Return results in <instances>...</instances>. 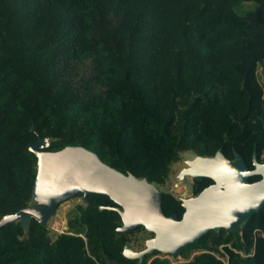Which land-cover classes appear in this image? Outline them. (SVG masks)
Here are the masks:
<instances>
[{"label": "trees", "instance_id": "trees-1", "mask_svg": "<svg viewBox=\"0 0 264 264\" xmlns=\"http://www.w3.org/2000/svg\"><path fill=\"white\" fill-rule=\"evenodd\" d=\"M263 61L264 0H0V221L33 202L39 137L157 187L182 153H238L252 170L254 148L264 162ZM212 183L195 179L194 193ZM100 206L117 205L88 194L55 238L36 220L28 234L18 221L1 226L0 264H135L121 254L131 233ZM162 209L184 213L169 192ZM156 254L143 264H173L149 261ZM182 256L264 264V207L241 234L211 231Z\"/></svg>", "mask_w": 264, "mask_h": 264}, {"label": "water", "instance_id": "water-1", "mask_svg": "<svg viewBox=\"0 0 264 264\" xmlns=\"http://www.w3.org/2000/svg\"><path fill=\"white\" fill-rule=\"evenodd\" d=\"M49 146L48 137H39L29 145L37 157L33 202L4 216L0 227L18 221L28 234L32 220L47 227L65 201L81 195L86 202L90 193L106 195L117 206L99 209L120 215L122 225L116 232L133 233L142 226L153 234L141 251H135L130 242L124 244L122 256L143 264L145 257L154 252L166 253L177 260L183 249L211 231L218 233L224 229L227 233L241 234L243 225L264 207V162L258 160L256 148L252 170L238 153L234 159H228L221 149L213 157L196 156L187 160V166L177 175L178 181L188 189L181 198L184 213L179 219L175 214L169 217L164 214L163 192L146 178L119 172L97 152L84 146H67L55 152L46 150ZM252 176L261 179L251 183ZM197 178H209L213 183L195 196L192 181Z\"/></svg>", "mask_w": 264, "mask_h": 264}, {"label": "rangeland", "instance_id": "rangeland-1", "mask_svg": "<svg viewBox=\"0 0 264 264\" xmlns=\"http://www.w3.org/2000/svg\"><path fill=\"white\" fill-rule=\"evenodd\" d=\"M245 5H250V8H255L256 4L253 2L250 3H245ZM240 11V8L238 9ZM258 77L262 85L264 86V61L260 64L258 68ZM195 156L192 153H182L181 154V160L178 163H175L172 166V171L170 174L169 179L167 180L166 184L164 186L158 187L162 192H169L172 193L176 198L180 199L182 198V195L187 192V187L184 184H181L178 179L177 175L179 172L186 167V161L187 160H192L194 159ZM179 183V185H177ZM82 204V198L79 197H74L71 198L64 203L60 204L55 216L50 220L48 223V230H49V235L51 237H54L58 235L55 233L51 228L54 223L59 222V226L64 227L65 232H67L68 229V221L70 216H72L75 208L77 205ZM129 238L131 240L130 243H132L136 249V251H139L143 249L144 242L150 238V233L146 230L142 231H134L129 235ZM198 252H190L189 260L195 256ZM169 258V260L173 261L176 264H183L188 262L189 260H186L185 256L181 255V258L178 261L173 260L170 255L167 254H156L155 256L153 255L151 258H149V261L156 258V257H165Z\"/></svg>", "mask_w": 264, "mask_h": 264}, {"label": "built area", "instance_id": "built-area-1", "mask_svg": "<svg viewBox=\"0 0 264 264\" xmlns=\"http://www.w3.org/2000/svg\"><path fill=\"white\" fill-rule=\"evenodd\" d=\"M55 233H57L58 235H61V234H68V231L67 232H65V230H64V227H62L61 228V226H59V222L57 223H54L53 225H52V228H51ZM162 254V253H161ZM156 258H161L162 259V257H156ZM163 258H167V256H165V257H163ZM167 259H169V258H167ZM171 261V260H170ZM176 261H178V260H176ZM173 264H176V263H174L173 261H171ZM178 263H180V261H178Z\"/></svg>", "mask_w": 264, "mask_h": 264}, {"label": "flooded vegetation", "instance_id": "flooded-vegetation-1", "mask_svg": "<svg viewBox=\"0 0 264 264\" xmlns=\"http://www.w3.org/2000/svg\"><path fill=\"white\" fill-rule=\"evenodd\" d=\"M186 166H187V165H186ZM192 182H193V186H194V184H195V180H193ZM180 183H181V182H180ZM181 184H182V183H181ZM204 189H205V188H204ZM204 189H203V190H204ZM187 190H188V189H187ZM194 195L196 196V195H198V194H195V193H194ZM194 195H193V196H194ZM77 197H78V196H77ZM79 198H82V203H83V201H84V200H83V197H79ZM84 202H85V201H84ZM151 237H153V234H152V233H150V238H151ZM147 240H148V239H147ZM147 240H146V241H147ZM146 241L144 242V246H145V244H146ZM131 244H132V243H131ZM132 245H133V244H132ZM133 246H134V245H133ZM134 248H135V247H134ZM144 248H145V247H144ZM144 248H143V249H144ZM143 249H141V250H143ZM141 250H139V251H141ZM135 251H136V249H135ZM137 252H138V251H137ZM121 254H122V253H121ZM151 255H152V254H151ZM151 255H147V256L145 257V259H146L147 257L151 256ZM154 256H155V255H154ZM122 257H123V256H122ZM123 258H124V257H123ZM125 259H126V258H125ZM145 259H144V261H145ZM127 260H129V259H127ZM130 261H133L135 264L138 263V260H130ZM144 261H143V263H144Z\"/></svg>", "mask_w": 264, "mask_h": 264}, {"label": "bare ground", "instance_id": "bare-ground-1", "mask_svg": "<svg viewBox=\"0 0 264 264\" xmlns=\"http://www.w3.org/2000/svg\"><path fill=\"white\" fill-rule=\"evenodd\" d=\"M163 254H166V253H163ZM168 255V254H167ZM172 258V257H171ZM173 259V258H172ZM180 259V258H179ZM179 259H177V260H179ZM174 260V259H173Z\"/></svg>", "mask_w": 264, "mask_h": 264}]
</instances>
